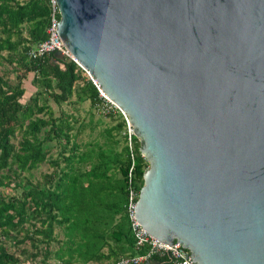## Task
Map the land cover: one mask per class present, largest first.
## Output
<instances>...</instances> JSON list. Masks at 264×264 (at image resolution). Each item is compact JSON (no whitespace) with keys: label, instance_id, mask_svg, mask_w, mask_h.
Segmentation results:
<instances>
[{"label":"water","instance_id":"water-1","mask_svg":"<svg viewBox=\"0 0 264 264\" xmlns=\"http://www.w3.org/2000/svg\"><path fill=\"white\" fill-rule=\"evenodd\" d=\"M54 2L147 163L139 226L194 264H264V0Z\"/></svg>","mask_w":264,"mask_h":264},{"label":"trees","instance_id":"trees-1","mask_svg":"<svg viewBox=\"0 0 264 264\" xmlns=\"http://www.w3.org/2000/svg\"><path fill=\"white\" fill-rule=\"evenodd\" d=\"M49 11V0H0V264H117L148 249H136L125 211L147 163L133 136L130 159L120 113L97 115L83 70L28 57L46 38ZM27 76L35 91L24 99ZM84 102L88 118L73 112ZM101 119L110 123L95 132ZM42 164L39 179L24 177Z\"/></svg>","mask_w":264,"mask_h":264},{"label":"built area","instance_id":"built-area-1","mask_svg":"<svg viewBox=\"0 0 264 264\" xmlns=\"http://www.w3.org/2000/svg\"><path fill=\"white\" fill-rule=\"evenodd\" d=\"M49 15L48 22L45 28V40L37 43L28 51V57L31 59H38L41 57L51 56L54 63H59L62 60H70L75 63L73 58L70 56L68 51L64 48L58 33L57 24L59 19V14L57 11L56 4L54 0H49ZM56 55V56H53ZM76 64V63H75ZM86 74V73H85ZM87 76V75H86ZM89 80L95 86L98 91L99 104L97 105L96 112L100 114L115 113L118 112L122 116L125 122V136L126 144L129 150L130 159H132V145L130 137L132 136V131L127 124V119L124 114L112 103L110 102L98 89L95 81L91 78ZM136 193L132 190L129 191L127 196V202L125 206V211L127 217L130 221V228L132 236L135 241L136 249L147 246V252L130 258H123L118 261L117 264H144L147 263L148 259L157 255L158 257L167 256L172 264H194L189 256V253L177 242L171 244L161 243L151 236H149L136 222L134 217V208L136 202Z\"/></svg>","mask_w":264,"mask_h":264},{"label":"rangeland","instance_id":"rangeland-1","mask_svg":"<svg viewBox=\"0 0 264 264\" xmlns=\"http://www.w3.org/2000/svg\"><path fill=\"white\" fill-rule=\"evenodd\" d=\"M29 80H30V76H27V78L22 81L23 87L25 89L24 99L29 98L35 91V89L30 85ZM51 106L55 112L59 109L53 105H51ZM60 108H61V110L65 111V112H71V106L62 105ZM73 112H74V114L79 115L80 117L88 118L89 117L88 116V112H89L88 103L84 102V103L76 106L73 109ZM97 115H100V113H97ZM95 118H97L96 115L92 119L93 123L95 122V120H94ZM109 123H110V121H108L107 119H101L100 124L95 126L94 131L96 132L97 129H101V128L106 127ZM84 140H85L84 137H82V141H84ZM46 171H47V165L42 164V165L38 166L35 170H33L30 174H25L24 177L30 179L31 181H34L36 179H39L40 175ZM15 255L18 257L20 255V253L18 251H15ZM49 263L51 264L54 262L49 261Z\"/></svg>","mask_w":264,"mask_h":264}]
</instances>
